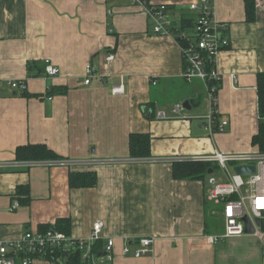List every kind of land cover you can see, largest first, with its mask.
<instances>
[{
  "label": "crops",
  "instance_id": "0c3cea01",
  "mask_svg": "<svg viewBox=\"0 0 264 264\" xmlns=\"http://www.w3.org/2000/svg\"><path fill=\"white\" fill-rule=\"evenodd\" d=\"M149 1L167 4L173 16L191 14L186 0ZM255 6L256 18L247 22L244 0L212 2L214 18L228 27L229 43L215 55L216 110L228 125L210 134L206 87L183 79L179 44L153 33L140 7L123 0H0V239L59 218L69 220L70 235L87 237L101 221L103 241L114 243L112 264H264L251 234L211 239L223 230L220 206L204 195L213 170L201 180L172 175L174 161L214 149L257 150L251 138L257 75L264 72V0ZM47 61L56 75L43 71ZM29 62L41 70L28 69ZM86 65L94 68L88 84ZM13 81H24L26 90L12 88ZM115 84L123 91L113 93ZM176 104L183 117H155L161 110L171 116ZM130 133L150 135L149 157L129 156ZM27 143H43L61 159L15 160ZM83 170L96 172V184L70 188L69 172ZM19 185H27L30 200L12 208ZM143 236L154 237L151 251L135 257Z\"/></svg>",
  "mask_w": 264,
  "mask_h": 264
},
{
  "label": "built area",
  "instance_id": "2783aa9c",
  "mask_svg": "<svg viewBox=\"0 0 264 264\" xmlns=\"http://www.w3.org/2000/svg\"><path fill=\"white\" fill-rule=\"evenodd\" d=\"M140 7L151 21L152 31L159 35H170L181 48L184 61L182 77L190 82L199 79L203 82L209 94L210 109L203 117L204 126L210 134L223 132L227 125V119H219L216 110V93L218 90L220 72L215 65V55L229 43L228 27L224 22H219L213 16V0H186L185 8L191 12L192 25L182 26V19L186 16H173L167 9V4L150 2L149 0H123ZM189 17V16H187ZM109 54L106 59H113ZM94 68L90 65L85 67L84 83L88 84L93 75ZM48 76L56 75L58 69L48 61L44 67ZM9 85L12 88L26 90L24 81H13ZM113 93L123 91L122 84H115L111 88ZM48 99H51L49 97ZM183 107L176 104L173 114L168 116L164 111H157L158 119L180 118ZM193 160L210 163L212 173L207 175V187L205 199L220 206L223 230L218 235H212L211 239L238 237L244 234L255 236L261 245L264 255V153L258 149L250 152L224 153L214 149L212 153L197 156ZM238 165L253 166L254 172L238 174L234 167ZM221 169V178L215 177L214 167ZM14 201L12 208L18 206ZM249 221L252 231L245 233L246 223ZM259 219L256 223L255 219ZM101 221L94 222L92 230L87 237H74L54 227L44 230H25L18 238L0 239V264H31L37 258L49 262V264L64 263L71 253H79L81 260L87 264H112L113 240L102 239ZM154 237L143 236L137 240V248L133 251L135 257L151 251ZM101 242L98 248L95 244ZM102 251L101 256L97 255ZM124 254L129 253L127 244L122 248Z\"/></svg>",
  "mask_w": 264,
  "mask_h": 264
},
{
  "label": "trees",
  "instance_id": "16d2710c",
  "mask_svg": "<svg viewBox=\"0 0 264 264\" xmlns=\"http://www.w3.org/2000/svg\"><path fill=\"white\" fill-rule=\"evenodd\" d=\"M245 15L247 22H253L256 18L255 0H244ZM192 25V18L182 19V28ZM28 69L36 68L41 70L35 62L28 63ZM44 71V70H43ZM257 98H258V125L251 138L252 145H255L260 152L264 153V72L257 75ZM152 116V114H150ZM149 115V116H150ZM151 137L147 133H130L129 135V156L131 158H145L150 155ZM61 156L48 148L43 143H27L20 145L15 150V160L17 161H42L57 160ZM212 165L200 160H178L172 163V175L175 179H204L207 170ZM97 182L95 171H70L68 174V185L70 188L93 187ZM15 196L19 204H28L29 195L27 185H19L15 189ZM54 227L55 229L69 234L70 223L67 218H59L53 225H41L40 230ZM101 242L95 244V248L100 246ZM64 264H87L81 260L79 253H71L67 256Z\"/></svg>",
  "mask_w": 264,
  "mask_h": 264
},
{
  "label": "water",
  "instance_id": "95a60500",
  "mask_svg": "<svg viewBox=\"0 0 264 264\" xmlns=\"http://www.w3.org/2000/svg\"><path fill=\"white\" fill-rule=\"evenodd\" d=\"M212 168H209L207 172H211ZM234 171L238 174H246V173H252L254 172V167L253 166H244V165H238L234 167ZM243 220L246 223V228H245V233H250L252 231L251 226L249 224V221L247 220L246 217L243 218ZM256 223H259V219H255Z\"/></svg>",
  "mask_w": 264,
  "mask_h": 264
},
{
  "label": "rangeland",
  "instance_id": "374dc122",
  "mask_svg": "<svg viewBox=\"0 0 264 264\" xmlns=\"http://www.w3.org/2000/svg\"><path fill=\"white\" fill-rule=\"evenodd\" d=\"M213 175L215 177H217V178H221L222 177V175H221V169L218 166H215L214 167V174ZM206 180H207V178H206Z\"/></svg>",
  "mask_w": 264,
  "mask_h": 264
}]
</instances>
